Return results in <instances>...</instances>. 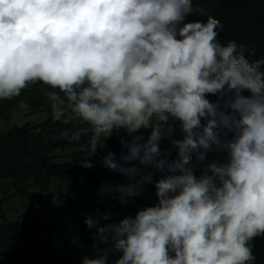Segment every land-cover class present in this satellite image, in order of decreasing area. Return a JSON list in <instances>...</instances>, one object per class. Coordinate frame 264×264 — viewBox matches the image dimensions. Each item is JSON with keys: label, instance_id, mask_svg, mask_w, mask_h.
Masks as SVG:
<instances>
[{"label": "clouds", "instance_id": "obj_1", "mask_svg": "<svg viewBox=\"0 0 264 264\" xmlns=\"http://www.w3.org/2000/svg\"><path fill=\"white\" fill-rule=\"evenodd\" d=\"M193 10V0H0V98L30 81L58 89L47 93L54 118L67 102L92 126V154L101 136L125 129L126 154L108 152L100 162L133 181L115 189L121 203L153 182L125 165L162 173L156 203L134 217L103 226L85 218L96 227L95 255L81 264H108L110 252L119 253L113 264L256 259L249 242L264 234V60L250 61L235 41L222 43L218 19L188 20ZM169 121L183 139H171V123L161 129ZM142 128L151 129L146 140L136 134ZM164 136L175 159L159 147ZM213 152L218 158L206 162Z\"/></svg>", "mask_w": 264, "mask_h": 264}, {"label": "trees", "instance_id": "obj_2", "mask_svg": "<svg viewBox=\"0 0 264 264\" xmlns=\"http://www.w3.org/2000/svg\"><path fill=\"white\" fill-rule=\"evenodd\" d=\"M193 13L188 20L206 21L212 16L220 21L218 39L222 43L229 40L243 46L246 57L250 61L264 60V0H193ZM264 70V65L261 66ZM59 91L51 89L41 81H30L21 89L20 93L11 98L0 99V120L9 122L14 111L19 105H24L32 113L45 112L47 117L41 121L28 120L23 124H16L6 132H0V186H17L28 183L38 187V200L43 204V193L49 187L52 176L50 167L56 153L67 149H80L88 154L87 160L93 165L91 168H83L84 177L81 181H74L66 189L60 190L63 204L55 210L54 216L44 226L39 222V209L30 211L23 221L15 226L12 222L6 224L17 234L31 219L32 233L23 247H17L10 251L0 252V264H77V259L71 254H58L50 247V237L57 234L59 229L71 228L77 231L86 240L95 242L92 234L96 227L89 228L78 217V212L83 208L87 196L92 199V207L98 212H110L108 220L98 219V226L109 223H118L126 216L134 217L138 209L152 206L154 203L145 196L139 195L125 203L120 199L112 203L107 195V189L116 179L125 177L119 172H113L102 166L101 160L108 152L115 154L119 159L127 150L122 147L121 139L131 140L125 129L114 130L108 138L100 137L96 145V151L92 154L91 141L95 135L92 126L76 115L71 108L65 105L61 119L54 118L52 101L47 93ZM248 95L247 92L244 93ZM63 98V93H60ZM207 98L214 102L217 97L209 94ZM171 123L177 129L171 139H183V134L178 130V124L174 121L161 123L160 127L167 131ZM147 129H140L136 134L143 135ZM219 135L225 139H231L233 133L227 129H218ZM168 136H164L160 142L162 153L170 159H175L177 150ZM215 159L216 153H211ZM195 164V156L193 158ZM138 161L125 166H135ZM203 166L195 168V174H201ZM149 170L152 174L153 184L162 173L154 168ZM144 175L143 173H141ZM139 178V177H138ZM48 181V182H47ZM105 192V196L102 195ZM5 197L0 193V222L1 218L9 220L4 210ZM89 208V205H87ZM86 206V207H87ZM3 224V223H2ZM1 224V225H2ZM14 227V228H13ZM46 235V238L43 235ZM255 261L250 264H264V234L257 235L250 242ZM94 256L95 251L90 252Z\"/></svg>", "mask_w": 264, "mask_h": 264}, {"label": "rangeland", "instance_id": "obj_3", "mask_svg": "<svg viewBox=\"0 0 264 264\" xmlns=\"http://www.w3.org/2000/svg\"><path fill=\"white\" fill-rule=\"evenodd\" d=\"M1 99V98H0ZM47 117L45 112L32 113L30 109L26 108L24 105H19V107L14 111L13 117L9 122L3 123L0 120V132H6L9 128L14 127L16 124H23L24 122L31 121H41ZM163 131L166 132L165 128L161 127ZM151 129H147L143 136L145 140L150 135ZM88 154L84 150L80 149H67L58 151L51 162V174L49 182V187L43 193V204L40 205L38 200V187L33 185H28V183L21 184L17 186H7L2 184L0 186V193L5 197L4 210L7 213L8 219L4 221L1 218L0 222V247L4 251H10L16 249L17 247H23L27 244V240L30 237L32 230L30 224L35 218L31 219L17 234L13 235V230L6 227V224L12 222L15 226H18L27 214L34 210L39 209L40 220L38 223L44 226L48 220H50L63 202L57 200L60 196V190L66 189L74 181H81L84 177L82 162L88 161ZM214 156L209 153L206 162H211L214 160ZM140 168L141 173L147 175L151 173L149 168H145L139 164L135 165ZM138 178V177H137ZM48 182V181H47ZM127 176L116 179L112 186L107 189V195L112 203H116L119 200L120 193L115 189L120 185H127L132 183ZM141 194L145 196L148 200L156 203L155 187L153 182L145 183L140 189ZM105 196V192H102ZM89 205V208L88 206ZM87 206V207H86ZM83 207L78 212V217L84 222L85 218L91 215L94 219H100L103 214L108 212H98L92 207V199L87 196L85 202L82 204ZM111 217V216H110ZM3 223V224H2ZM2 224V225H1ZM14 228V227H13ZM46 238V235H43ZM50 247L58 254H71L77 259V264H81L82 259L87 256L93 258L90 252L95 251L93 247L95 242H85L84 238L77 231L69 228L59 229L57 234L51 236ZM101 248L108 247L107 244H100ZM3 250L0 249V252ZM118 252H110L108 264H113V261L118 258ZM30 264H36L31 262Z\"/></svg>", "mask_w": 264, "mask_h": 264}]
</instances>
